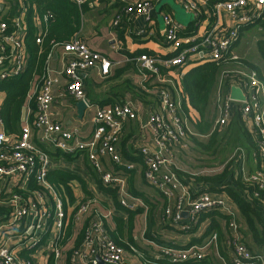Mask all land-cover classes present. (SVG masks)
I'll return each mask as SVG.
<instances>
[{
  "label": "built area",
  "instance_id": "built-area-1",
  "mask_svg": "<svg viewBox=\"0 0 264 264\" xmlns=\"http://www.w3.org/2000/svg\"><path fill=\"white\" fill-rule=\"evenodd\" d=\"M5 1L0 0V4L6 5ZM72 1L78 5L86 2ZM116 1L122 3V7L112 20L114 27L133 16L147 18L152 9V0ZM178 1L186 3L193 10L199 9L197 0ZM211 1L215 20L204 28V32L199 35L185 33L180 23L163 13V40L171 47L173 54L157 57L141 53L131 59L136 63L142 79H146V73L150 72L159 82L170 84L175 90L172 93L170 89L160 88L159 111H151L144 121L139 119L137 109L129 101L98 106L85 99L83 73L98 67L102 76L107 75L111 62L105 55L91 49L77 36L53 47V50H62L65 61L57 72L46 66L40 82L29 91L28 98H33L35 103L32 120L29 121V109L26 108L25 119L17 135L5 134L0 122V203L7 208L6 213L0 215V264H130L133 257L143 259V254L133 245L126 248L111 238L106 222L112 210L102 208L96 196L83 195L74 207L65 211L59 193L46 178L52 168L51 159L31 139L32 130L36 129L38 141L44 146H51L68 155L85 152L102 185L116 190L122 207L135 210L145 207V204L128 191L126 172L134 169V163L124 161L118 149L127 122L138 124L140 136H145L144 131L150 132L153 144L139 148L142 176L147 185L173 203L163 208L162 219L179 224L182 230L188 231L201 214L217 209L229 216L227 230L231 252L229 262L224 261L225 264H264V252H252L243 242L241 225L235 217L237 209L227 195L221 191L209 193L202 190L193 196L174 169L173 146H186L184 138L187 133L191 134L174 80L179 83L183 75L182 67L190 64L214 62L217 65L223 60L236 61L238 57L232 47L240 27L264 18V0ZM223 11L232 20V27L219 25V14ZM48 17L49 13L46 12L43 21L46 22ZM10 25L12 29L8 30L7 21L0 20V79L18 75L27 65L20 15L12 18ZM40 35L36 36L37 43L40 42ZM160 67L172 68L173 71L169 76H159ZM232 72L243 78L244 84L231 82L226 91L222 88L220 93L225 77L222 76L218 89L221 99L218 100L211 131L229 122L233 109L240 112L246 129L255 136L252 156L258 167L252 170L246 167L247 155L242 147L232 149L227 163L232 159L237 161L235 175L256 184L258 191L263 193L264 213V81L254 70L246 68L226 70L221 75ZM61 76L66 79L61 95L68 94L84 101L85 109L92 112V129L87 136H82L78 128H65L51 115L50 107L54 101L52 90ZM231 86L240 88L243 100L230 99ZM104 157L114 164L112 171L103 169L101 159ZM258 191L254 192V196L259 195ZM184 207L191 216L190 222L182 221ZM70 213L72 223L84 225L86 221V228L82 242L67 254L68 250L62 247L61 239ZM217 243L218 233L211 231L201 245L185 248L160 246L159 252L175 263L199 261L210 247L216 250ZM161 254L154 257L159 258Z\"/></svg>",
  "mask_w": 264,
  "mask_h": 264
},
{
  "label": "crops",
  "instance_id": "crops-1",
  "mask_svg": "<svg viewBox=\"0 0 264 264\" xmlns=\"http://www.w3.org/2000/svg\"><path fill=\"white\" fill-rule=\"evenodd\" d=\"M67 1L76 6L79 11L80 25L78 30L76 31L78 38L83 40L91 49L105 55L111 62L107 75L102 76L98 67L88 69L83 73L85 99L98 106H107L113 103H122L129 101L137 109L139 119L142 121L147 118L151 111H159L158 97L152 95L151 93H149V91L146 92L143 90L145 88V86H143L142 84L143 79L137 69L136 63L131 59L137 57L140 54L138 53V51H145L146 53L149 52L150 54H154L157 57H164L173 54L171 47L163 40L164 26L162 23L163 13L171 15L175 20L177 19L176 17L178 16V13L173 9L172 5L166 0H152V9L147 18L143 16H133L131 19L127 20V23L123 21L119 26L114 27L112 25V20L118 10L121 9L122 3H119L116 0H86V2H84L83 4L78 5L72 0ZM5 2H7L6 5L0 4V20L7 21L10 18H15L16 16L20 15V21L21 25H23L24 27V33L25 30H27L29 27L34 29L33 33L36 36L43 32L46 25V23L43 21V16L46 12H44V9L41 7L45 0H15L14 2L13 0H6ZM174 2L175 4L181 6L184 9L185 13L191 14L193 18L187 24H182L176 20L181 24L183 32L185 33H193L195 35H199L200 33L204 32V28L212 24L215 20V16L212 15L211 0H197V4L199 6L198 10L189 8L187 4L182 1L174 0ZM199 16L201 17L202 21L198 20ZM51 18L53 19L54 15H51ZM219 18L220 26L228 25L232 27L233 22L224 11L219 14ZM262 19L263 18L257 19L254 22L259 23L260 26L264 29L263 24L261 23ZM52 23L48 24V29ZM191 23H193L192 25L195 28L191 25ZM249 25L250 24H246L240 27L238 37L232 47L233 52L239 48L241 28H243V26L247 27ZM258 29H260V27ZM55 35L63 38H71V36L75 35V31L71 33L69 29H63L61 31H56ZM255 40L256 44H253L255 47V52H257L258 57L261 58L258 51L257 42L260 40L264 41V37L261 36ZM64 61L65 56L63 55L62 50L55 48L51 53V57L49 58V60L45 61L44 69L47 66L53 72L60 71ZM201 64H192L183 68V75L187 73L191 68ZM225 66V69L222 70L221 73H219L220 79L222 78V76H224L221 75L224 71L230 70L228 69L230 66L229 64H226ZM232 66L234 68L233 70H236V65ZM241 67L244 69H250L244 64ZM153 82L161 83L159 82L158 78L151 80L149 84H153ZM65 83L66 79L61 76L59 78V83L53 87L52 92L54 101L50 107L51 115L55 121L61 123L65 128H78L81 131L80 134L82 136H87L88 134H90V131L92 129V112L85 109L83 114L79 116L77 108L75 106V103L78 100L68 94L61 95L64 90ZM219 85L220 83L218 84V87ZM139 87H142V90L139 91ZM3 98L4 94L0 93V103ZM211 102L213 106H215L216 98H213L212 96ZM28 109L29 117H31L32 120L35 109H30L29 106ZM215 111L217 113V106L215 107ZM186 119L187 128L192 135L196 137L199 135L203 137L207 136V134L201 135L195 133L191 128L187 117ZM144 133L145 136L139 135L138 124L135 122H127L124 125V132L122 133L118 145V149L120 152L122 148L124 150L123 154L121 153L122 158L126 157L125 153H127L130 158L139 157V148L141 146H151L153 144L150 132L144 131ZM37 135L38 131L36 129H33L31 139L35 144L40 146L41 149H55L51 146H44L39 143ZM129 157H126L127 159H123L124 161L134 163V186L136 190L147 197L150 204H153L152 206H150V209L153 210V212L151 213L153 214V226L151 229L153 237H147V249L150 250L147 254L151 257L153 255L154 257V255H157L159 247L167 244L181 248L203 244L204 240L206 239V234L204 235V232L211 221L210 218L206 216L205 218L200 220L201 216L203 215L201 214L198 220H195L196 222L194 221V226L188 231V233H186L185 230H182L179 224L175 225L166 221L164 222L161 218L163 206L166 204V202L167 204L169 203L170 205H172V201H167L166 199H164L157 190L156 191L158 193V196L155 197L149 196V193L144 194L143 189L141 188V186H139L141 185V181L145 182L142 176L143 164L141 161L134 162L132 160H128ZM50 159L52 168H60L58 167V165H60L59 162L61 160H64V163L68 165L70 164V168L60 169L77 174L79 177L85 180L86 185L90 180L94 185L97 186L96 178H98V176L92 169V166L90 165L85 152L73 154L69 160L64 158L63 155H60L57 158L50 157ZM101 161L104 170L112 171L115 168L114 164H112L107 157L102 158ZM246 167L251 170L258 167L255 163V158L252 155H247ZM174 169L178 170L175 164ZM182 183L186 185L193 196L203 190V187L199 186V184H195L189 181L188 183L182 181ZM95 193L99 195L98 197L101 198L100 200H102V203L109 205L107 206L112 210V213L116 212L109 193L102 191L98 186ZM142 208V213H145L146 216L149 210V206L145 205V207ZM139 214H136L134 217V228L132 230L133 239H136V236L134 234V231L137 228L135 218H137ZM118 215H122L125 218V213H118ZM235 217L239 221V223H242L237 210L235 212ZM182 221H191V216L190 214H188L186 207H184V210L182 212ZM107 222L110 228L114 227V223L110 218L109 220H107ZM240 225L242 228L243 224ZM195 227L196 229H194ZM230 252L231 251H228L229 256ZM216 253L214 252L213 255L215 256L217 261H220L221 264H225V260L219 258ZM130 264L141 263L139 259L133 257Z\"/></svg>",
  "mask_w": 264,
  "mask_h": 264
},
{
  "label": "trees",
  "instance_id": "trees-1",
  "mask_svg": "<svg viewBox=\"0 0 264 264\" xmlns=\"http://www.w3.org/2000/svg\"><path fill=\"white\" fill-rule=\"evenodd\" d=\"M41 8L44 9V12L49 13V17L45 22V28L39 37L40 42H36V35L33 33L34 29H32L31 27L25 30L24 33L22 46L27 61L25 70L18 75L0 79V93L4 94V98L0 103V122L2 130L7 135H17L19 133L22 124L20 120L22 107L25 106L26 108H28L29 106L30 109L35 108L33 98H28L29 91L32 90L34 85L36 86L37 83L40 82V78L44 72L46 58L48 54L52 52L53 47L56 44H63L68 42L74 36L78 37L76 31L78 30L80 25V16L76 6H74L67 0H45ZM51 15H54L53 19L51 18ZM11 19L12 18L7 20V23L9 24L8 30L12 29L10 25ZM198 20L202 21L200 16L198 17ZM125 22L127 23V21ZM50 23L52 24L48 29V24ZM261 23L264 27V18L261 20ZM192 24L193 23H191V25ZM63 29H69L71 33L75 31V35L71 36V38H63L55 35L56 31H61ZM257 47L261 57L260 62L263 63L264 41H258ZM138 53L141 54L146 52L138 51ZM148 54L150 53L148 52ZM238 60L239 59H237L236 61L223 60L220 61L217 65L214 62H205L201 65L191 68L187 73L182 75L179 83L174 80V83L177 86H175V88L177 89V93L180 96L181 109L185 116L188 118L191 128L197 134H207V140L205 141L206 143L198 141V138L190 133H187L183 142L187 143L190 140L193 144L199 146V148L208 150L213 149L216 146L217 141H220V139L223 138L221 134H225V130L222 131V127L215 128L213 131H211L213 121L217 115L215 106H213L211 101L213 92L217 85L219 73H221V71L225 69L226 64L230 65L228 68L230 70L234 69L232 65H236V69H239L242 68L241 66L244 64L250 69L254 70L257 73V76L264 81V75L259 66L247 61L244 62L242 61V59L239 61ZM172 71V68L160 67L159 76H169V73ZM224 76V84L222 85L224 91H226L227 86H229L228 84H230L231 82H240L241 84H244L243 78L238 76L236 73L232 72ZM155 78L157 77L153 73H146V79H143L142 83L143 86H145V88L143 89L144 91H149V93L156 97H158V90L160 88L170 89L172 93L175 92L170 84L158 82L149 84L150 81ZM138 89L140 91L142 90V87H139ZM30 120L31 117H29V121ZM229 129L232 133L231 139L235 141L236 144L240 143L241 139H243L250 147V151L244 148L246 155H252V153L255 152V136L246 129L240 112L237 109H233V116L228 122V131ZM176 146H179V144H175L173 148ZM237 146L240 145H235L233 149ZM43 150H45V152H47L52 158H57L60 155H63L64 158L69 160L72 157V155L63 154L56 149L52 150L43 148ZM123 152L124 150L122 148L121 153L123 154ZM125 155L126 157H129L127 153H125ZM126 157L123 158L127 159ZM128 160L139 162L141 161V156L132 158L129 157ZM225 164L226 165L223 167V169L219 173H216L214 175H198L193 177L191 174L183 170L178 169L175 171L178 174L180 180L183 182L188 183L189 181L195 184H199V186L203 187V190L210 189L213 191L224 192L231 203L236 207L240 215L242 223L240 222L239 224H243L241 228L243 242L247 244L252 252H262L264 251V213L262 206L263 193L261 191H258L256 184L250 181H244L239 175H235V165H237V161L232 159L227 163L226 160ZM126 173L128 191L133 196L141 197L144 201V204L146 206H149L147 215L150 216L151 226L149 227V229L151 230L153 226V214L151 213L153 212V210L150 209V206H152L153 204H150L147 197L136 190L134 186V170H128V172ZM46 178L47 181L51 183L59 193L66 212L69 207H74L77 201H79L83 195L85 196L91 194V192L87 188L85 180L70 171L63 170L57 167L51 168L48 171ZM96 184L102 191L109 193L113 202V207L117 212L112 213L109 217L114 223L113 228H110L108 222H106V229L109 235L118 244L126 248L129 245H133L134 247L136 246L137 248V245H135V241L132 236V230L134 228V217L136 214L142 213L143 208L138 207L135 210H129L122 207L118 201L116 190L103 186L98 178H96ZM256 191H258L259 193L258 196H254V192ZM166 205L167 202L163 206V208H165ZM6 211L7 208L0 203V215L6 213ZM118 213H125V218L122 215H118ZM71 214L72 213H70L68 225L66 227V230L63 232V237L61 239L62 247L68 250L67 254L70 253L73 248L78 247V245L82 242L86 228V221H84V225L72 223ZM217 214V217L213 215V218H211V221L207 229L205 230L204 235L206 234V236H208L211 231H217V256L222 260L228 262L230 258V256L228 255V251L231 250L228 243L229 232L227 230V222L229 220V216L223 215L221 213ZM206 216L208 215L203 214L200 220H202ZM194 229H196V227ZM185 232L188 233V231ZM144 233L147 235V237H153L152 231ZM163 246L175 247L169 244ZM157 254L161 253L158 251ZM210 254L212 253L209 250L205 252L204 257L199 261L175 263L168 260L162 254L159 258H155L153 257V255L151 257L150 255H145L143 253V259H140V261L143 264H213V258L209 256Z\"/></svg>",
  "mask_w": 264,
  "mask_h": 264
},
{
  "label": "rangeland",
  "instance_id": "rangeland-1",
  "mask_svg": "<svg viewBox=\"0 0 264 264\" xmlns=\"http://www.w3.org/2000/svg\"><path fill=\"white\" fill-rule=\"evenodd\" d=\"M168 3H170L173 7V9L178 13V16L176 17L177 21L182 23V24H187L190 20H192V16L189 13H185L184 9L179 6L178 4H175L174 0H166ZM260 27V29H258ZM241 37L239 41V48L234 51V53L237 55L238 59L242 61H247L250 62L254 65H257L261 68V71L264 75V62H260V58L257 55V52H255V47L253 44H256V40L259 37H264V29L260 26L259 23L257 22H252L249 26L241 28ZM242 47V49H241ZM238 60V61H239ZM192 65V64H190ZM187 65V66H190ZM187 66L182 67L185 68ZM194 66V65H193ZM220 77L217 82V86L214 90V95L213 98H216V103L215 107L218 104V100L221 99V92L219 93L218 89V84H219ZM218 87V88H217ZM225 130V134H221L223 138L220 139V141H217L216 146L213 149H208L204 150L203 148H199L196 144H193L190 140L186 143V146L182 147L176 146L173 148V162L175 166L179 170H183L189 174H191L193 177L198 176V175H214L216 173H219L223 167L225 166V162L227 158L229 157L230 153L232 152V149L235 145H240L242 148H245L246 150L250 151L249 145L241 139L240 143H235L231 139L232 133L231 130L229 129L228 131V122L224 124V127H222V131ZM198 141L206 143L205 141L207 140L206 137L203 136H197ZM237 146V147H240ZM64 160H61L58 165L60 168H70V164H66L63 162ZM73 163V162H72ZM73 169V168H72ZM77 171V170H75ZM141 188L144 191V194H148L149 196H158V193L156 190L152 189L149 185H147L145 182L141 181ZM87 188L91 192L90 195L87 196H96L99 198L98 194L95 193L97 186L94 185L90 180L87 182ZM207 191L209 190V193H215L216 191L206 189ZM105 197V196H104ZM101 198H99L100 200ZM100 205L102 208H108V206L104 203H102V200H100ZM107 206V207H106ZM110 209V208H109ZM217 213H220L217 209H212L208 212H205L203 214H207L211 220L213 218V215L216 216ZM218 216V214H217ZM216 216V217H217ZM136 219V230L134 231V234L136 236L135 245H137L136 250L139 253H144L145 255L149 253L150 250H148V243H147V235L143 231L148 233L152 230L149 229L151 226L150 222V216L147 215L145 216V213H140ZM146 223V225H145ZM109 225V224H108ZM152 229V228H151ZM146 230V231H145ZM150 230V231H149ZM189 231V230H188ZM209 250H211L212 254L211 256L213 258V264H221L220 261L218 262L217 259L213 256V253H216V250L213 247H210ZM148 255V254H147ZM217 255V253H216ZM140 261V259H139ZM141 264H143L140 261Z\"/></svg>",
  "mask_w": 264,
  "mask_h": 264
},
{
  "label": "water",
  "instance_id": "water-1",
  "mask_svg": "<svg viewBox=\"0 0 264 264\" xmlns=\"http://www.w3.org/2000/svg\"><path fill=\"white\" fill-rule=\"evenodd\" d=\"M229 97H230V99H233V100H243L244 99L240 88L235 87V86H231L229 88ZM75 106L77 108V112H78L79 116H81L85 110L84 101H82V100L76 101ZM24 119H25V106L22 107L21 116H20L21 121H24ZM100 264H101V262H100Z\"/></svg>",
  "mask_w": 264,
  "mask_h": 264
}]
</instances>
